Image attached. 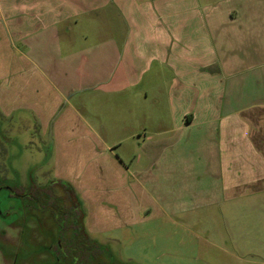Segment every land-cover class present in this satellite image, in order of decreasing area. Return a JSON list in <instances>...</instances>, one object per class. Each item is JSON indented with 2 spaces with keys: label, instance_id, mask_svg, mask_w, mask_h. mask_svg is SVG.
Segmentation results:
<instances>
[{
  "label": "crops",
  "instance_id": "1",
  "mask_svg": "<svg viewBox=\"0 0 264 264\" xmlns=\"http://www.w3.org/2000/svg\"><path fill=\"white\" fill-rule=\"evenodd\" d=\"M105 12L110 36L75 38ZM164 83L169 123L157 116L156 137L123 152L118 130L106 137L86 116L89 90H133L134 115L135 95L147 102ZM0 108L48 136L51 178L73 186L86 226L263 212L264 0H0Z\"/></svg>",
  "mask_w": 264,
  "mask_h": 264
},
{
  "label": "rangeland",
  "instance_id": "2",
  "mask_svg": "<svg viewBox=\"0 0 264 264\" xmlns=\"http://www.w3.org/2000/svg\"><path fill=\"white\" fill-rule=\"evenodd\" d=\"M106 14L96 16L97 23L76 25L75 38L92 43L110 36L114 19ZM171 75L168 72V77ZM151 88L147 102L135 95L138 105H134L137 110L144 108V114L134 115L128 110L133 90L124 94L89 90L84 93L89 107L86 116L104 124L100 129L106 137L112 128L118 130V137L125 138L119 150L123 152L127 144L144 134L156 137L157 116L165 124L170 121L169 83L154 91ZM20 116L13 121L4 118L0 110V264H66L50 249L60 230L57 210L68 204L62 197L65 188L58 182L51 185L56 180L51 178L52 164L48 162V136L36 129L34 117H28V127L24 128ZM238 204L245 203L240 199L227 208ZM149 213L141 211L142 221L113 229L88 224L91 235L104 243V260L112 255L113 264H264V211L209 208L173 218Z\"/></svg>",
  "mask_w": 264,
  "mask_h": 264
},
{
  "label": "flooded vegetation",
  "instance_id": "3",
  "mask_svg": "<svg viewBox=\"0 0 264 264\" xmlns=\"http://www.w3.org/2000/svg\"><path fill=\"white\" fill-rule=\"evenodd\" d=\"M50 192L48 191L49 194ZM63 192L62 197L68 204L64 205L62 210H57L60 230L55 240L51 243L50 249L52 253L59 256V260L64 259L66 264H113L112 255L106 257L105 260L103 259V251H106L104 243L91 235L86 223L85 231L82 230L78 218V208L82 206L76 200H70L66 190ZM49 207L51 206L48 205L47 208ZM61 212L63 215H61ZM67 232L70 233L67 234Z\"/></svg>",
  "mask_w": 264,
  "mask_h": 264
},
{
  "label": "trees",
  "instance_id": "4",
  "mask_svg": "<svg viewBox=\"0 0 264 264\" xmlns=\"http://www.w3.org/2000/svg\"><path fill=\"white\" fill-rule=\"evenodd\" d=\"M189 120V118H188ZM56 182L58 183H62L67 194L69 195L70 197V200H76L77 203H79V205H81L82 207L78 208L79 209V212H78V218H79V224H81L82 226V230L85 231V218H86V211L84 209V206H83V202L81 201L80 197L76 194L73 186L69 183V182H65V181H52L51 185H55ZM77 209V210H78Z\"/></svg>",
  "mask_w": 264,
  "mask_h": 264
}]
</instances>
